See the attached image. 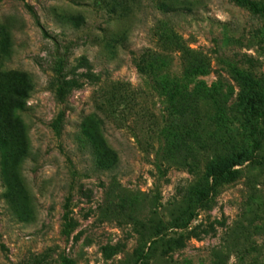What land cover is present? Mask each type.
Listing matches in <instances>:
<instances>
[{
	"label": "rangeland",
	"instance_id": "1",
	"mask_svg": "<svg viewBox=\"0 0 264 264\" xmlns=\"http://www.w3.org/2000/svg\"><path fill=\"white\" fill-rule=\"evenodd\" d=\"M253 1L0 0V264H264Z\"/></svg>",
	"mask_w": 264,
	"mask_h": 264
},
{
	"label": "trees",
	"instance_id": "2",
	"mask_svg": "<svg viewBox=\"0 0 264 264\" xmlns=\"http://www.w3.org/2000/svg\"><path fill=\"white\" fill-rule=\"evenodd\" d=\"M237 2L248 7L253 12H261L262 11L261 8L258 6V4L253 0H237ZM58 92H59V94H62L64 92V85L63 84L58 89ZM248 112H250L256 118H261L263 116V113H264V111L258 110V108L255 105H252V107L248 110ZM257 134H258V124L254 125L251 129V136L253 137V140H254V148L255 149L259 147V142L255 138V136ZM251 161H253L255 163H263L264 164V159H260L257 157H252ZM233 173H234L233 170H223L221 172L216 173L215 175H216V177L226 179V178L230 177L231 175H233Z\"/></svg>",
	"mask_w": 264,
	"mask_h": 264
}]
</instances>
